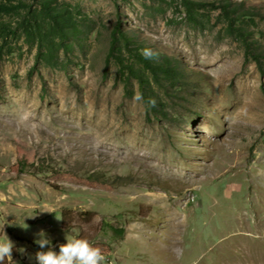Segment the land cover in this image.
I'll list each match as a JSON object with an SVG mask.
<instances>
[{"label":"rangeland","instance_id":"obj_1","mask_svg":"<svg viewBox=\"0 0 264 264\" xmlns=\"http://www.w3.org/2000/svg\"><path fill=\"white\" fill-rule=\"evenodd\" d=\"M59 1L82 14V44L59 68L22 40L0 62L4 264H35L41 232L57 252L87 239L103 264H264V61L220 11L198 25L181 0ZM229 1L264 15V0ZM116 25L184 73L149 79L153 110L106 62ZM244 27L264 49V19Z\"/></svg>","mask_w":264,"mask_h":264},{"label":"trees","instance_id":"obj_2","mask_svg":"<svg viewBox=\"0 0 264 264\" xmlns=\"http://www.w3.org/2000/svg\"><path fill=\"white\" fill-rule=\"evenodd\" d=\"M181 1L188 20L193 24H204L209 21L208 13L220 11L219 17L225 22L227 31L241 39L259 66L264 61V49H251L252 45L248 43L252 37L244 27L245 24H254L256 19H264L257 8L229 0ZM81 16L80 10L59 0H0V62L5 55L11 54L12 42L22 40L35 49L36 63L59 68L60 56L70 53L75 44H82ZM145 48L148 47L136 43L133 36L116 25L111 33L106 62L112 59L122 75L137 81L146 108L153 110L156 101L150 93L149 79L153 83L163 79L177 84L182 81L184 73L178 62L166 55L158 54L156 59H145L141 54ZM149 99L155 101L154 107L147 104ZM110 230L116 238H123L125 233L124 228L111 227Z\"/></svg>","mask_w":264,"mask_h":264},{"label":"clouds","instance_id":"obj_3","mask_svg":"<svg viewBox=\"0 0 264 264\" xmlns=\"http://www.w3.org/2000/svg\"><path fill=\"white\" fill-rule=\"evenodd\" d=\"M141 54L149 60L158 58V53L148 48L141 50ZM133 99L140 102L144 100V97L142 93L137 91ZM147 104L154 107L155 101L149 99ZM29 115L25 113L20 117V120L28 121ZM4 236V239H0V264H4L6 260L12 261L14 248L13 242L6 235ZM39 236L40 238L35 243L41 250L34 255L35 264H103L105 261L102 250L92 246L87 239L65 238L66 242L58 246L57 252L51 248L50 241L45 238L43 232L39 233Z\"/></svg>","mask_w":264,"mask_h":264}]
</instances>
